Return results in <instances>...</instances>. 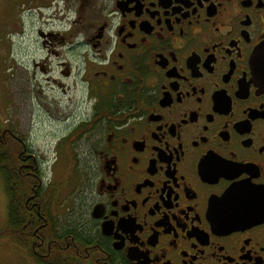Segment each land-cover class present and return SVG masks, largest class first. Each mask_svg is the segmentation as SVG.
<instances>
[{
    "label": "flooded vegetation",
    "instance_id": "af4514ba",
    "mask_svg": "<svg viewBox=\"0 0 264 264\" xmlns=\"http://www.w3.org/2000/svg\"><path fill=\"white\" fill-rule=\"evenodd\" d=\"M54 1L80 38L41 32L56 90L42 108L64 128L55 146H80L86 184L64 219L38 204L40 178L17 212L34 239L14 247L36 264H264V0ZM3 106L4 165L41 175Z\"/></svg>",
    "mask_w": 264,
    "mask_h": 264
},
{
    "label": "rangeland",
    "instance_id": "374dc122",
    "mask_svg": "<svg viewBox=\"0 0 264 264\" xmlns=\"http://www.w3.org/2000/svg\"><path fill=\"white\" fill-rule=\"evenodd\" d=\"M54 4V0H0V112L8 100L11 112H14L13 120L19 126L18 135L30 142L28 151L38 164L42 181H50L59 186L57 200L53 202L55 213L64 219H71L74 215L71 212L77 208V201L86 184V160L83 159L80 146L75 145L72 152L75 153L77 162L71 169V160L65 144L60 147L54 144L56 136L64 128L54 119L57 115L53 118L50 114L55 106L51 100L56 95V90L48 80L54 78V72L40 34H53L55 40L64 36L65 40L74 41L80 37L79 32L71 25L73 14L67 16L64 11L58 14ZM80 61L79 57L74 60V66H80ZM40 66H43L45 71H40ZM79 78L80 74H77L75 81L78 82ZM68 85L70 88L67 94L62 95L63 102L66 105L69 98L76 96L77 117H84L87 112L80 101L82 92L77 87L72 94L73 88L70 83ZM36 87L37 90L44 87L41 105L38 106L35 105L33 95ZM44 105L52 111L47 112L42 108ZM30 119L33 121L32 131L28 133L25 129ZM7 204L8 196L0 178V230L6 227ZM0 264H36V261L30 255L22 253L21 249L14 247L11 241L0 237Z\"/></svg>",
    "mask_w": 264,
    "mask_h": 264
},
{
    "label": "trees",
    "instance_id": "16d2710c",
    "mask_svg": "<svg viewBox=\"0 0 264 264\" xmlns=\"http://www.w3.org/2000/svg\"><path fill=\"white\" fill-rule=\"evenodd\" d=\"M65 147L68 150V155L70 156L71 169H73V167L76 165L77 160L75 159V154H73L72 152L73 150L71 147L70 140L66 141ZM69 147H71V149ZM7 152L8 151H0V163L3 165L2 171L4 174L5 185L7 187L6 190L8 193V204L6 206L8 207V218L6 227L0 230V237L10 239L12 244H14L17 248L24 247L27 249L29 248L30 241L34 239L31 235L32 225L28 226L30 233H28L25 238L21 237V225L19 223V217L17 212L18 208L24 205L25 200H27V198L29 197H32L34 186L37 187V185H39L41 175L38 170L35 172H30V170H28L30 174L27 175L25 172H22L23 174H20L19 177H14L12 174L11 166L4 165L5 162L8 159L10 160L11 157H8ZM33 167L35 169V165H33ZM47 183L48 184L43 183V186L45 188L38 191V204L49 207L51 206L50 204L55 202L57 189H59V186L54 185V183ZM28 214L29 213H26L25 209L23 208V216L25 217V223L28 220L32 221V218H30Z\"/></svg>",
    "mask_w": 264,
    "mask_h": 264
},
{
    "label": "water",
    "instance_id": "95a60500",
    "mask_svg": "<svg viewBox=\"0 0 264 264\" xmlns=\"http://www.w3.org/2000/svg\"><path fill=\"white\" fill-rule=\"evenodd\" d=\"M257 57H258V55H257ZM259 63H260V61L257 58V61L254 62V66H256L258 68V76H260V72H259L260 71V65H259Z\"/></svg>",
    "mask_w": 264,
    "mask_h": 264
}]
</instances>
